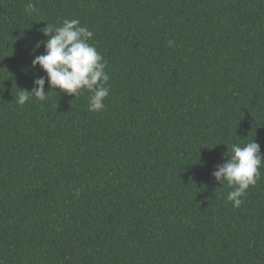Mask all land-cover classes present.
Instances as JSON below:
<instances>
[{
	"label": "trees",
	"instance_id": "trees-1",
	"mask_svg": "<svg viewBox=\"0 0 264 264\" xmlns=\"http://www.w3.org/2000/svg\"><path fill=\"white\" fill-rule=\"evenodd\" d=\"M28 2L0 0V264H264V166L239 208L212 176L264 156V0ZM64 19L107 62L102 112L15 102Z\"/></svg>",
	"mask_w": 264,
	"mask_h": 264
},
{
	"label": "clouds",
	"instance_id": "clouds-1",
	"mask_svg": "<svg viewBox=\"0 0 264 264\" xmlns=\"http://www.w3.org/2000/svg\"><path fill=\"white\" fill-rule=\"evenodd\" d=\"M37 11L35 5L29 0L24 8L26 15ZM46 38L37 44L43 46L45 54L35 56L32 68L39 66L46 78L41 76L34 80L31 92L19 90L14 98L15 102L23 106L30 98L45 101L49 92L59 89L70 96H80L88 93L89 112L99 113L105 110V99L109 95L106 86L109 76L106 71L107 62L90 43L93 32L86 26H81L78 19H64L59 24L46 23L42 30ZM171 47L174 41H168ZM49 90L45 91V83ZM227 156V162L216 166L212 176L216 182L226 184L231 190L228 192L227 201L233 208H239L250 186L256 185L260 179V168L264 166V156L261 155L260 145L255 140L244 146L232 145Z\"/></svg>",
	"mask_w": 264,
	"mask_h": 264
}]
</instances>
